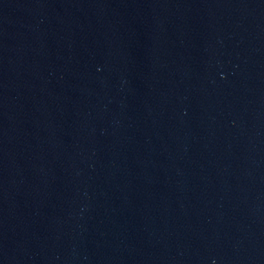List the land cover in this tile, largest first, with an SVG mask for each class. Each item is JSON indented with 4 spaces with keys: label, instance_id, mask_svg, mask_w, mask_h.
I'll use <instances>...</instances> for the list:
<instances>
[{
    "label": "water",
    "instance_id": "1",
    "mask_svg": "<svg viewBox=\"0 0 264 264\" xmlns=\"http://www.w3.org/2000/svg\"><path fill=\"white\" fill-rule=\"evenodd\" d=\"M0 264H264V0H0Z\"/></svg>",
    "mask_w": 264,
    "mask_h": 264
}]
</instances>
